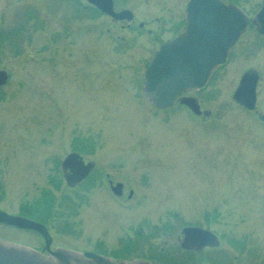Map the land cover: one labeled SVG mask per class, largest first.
<instances>
[{"label": "rangeland", "instance_id": "1", "mask_svg": "<svg viewBox=\"0 0 264 264\" xmlns=\"http://www.w3.org/2000/svg\"><path fill=\"white\" fill-rule=\"evenodd\" d=\"M188 1L115 0L117 11H133L131 25L86 12V0L4 1L19 25L20 54L0 62L10 74L0 89V209L21 214L45 189L70 196L63 220L49 227L52 249L96 251L102 238L112 250L144 223L173 220L177 232L151 243L175 246L182 224L207 213L224 243L245 239L264 260V40L249 29L205 89L187 93L210 112L204 119L180 104L158 110L143 94L147 64L176 34ZM232 1L255 13L263 0ZM251 68L260 73L252 112L233 100ZM74 149L126 180L133 198L124 204L104 191L68 188L60 164ZM52 176L63 179L62 189ZM0 239L45 244L35 231L2 224Z\"/></svg>", "mask_w": 264, "mask_h": 264}, {"label": "water", "instance_id": "2", "mask_svg": "<svg viewBox=\"0 0 264 264\" xmlns=\"http://www.w3.org/2000/svg\"><path fill=\"white\" fill-rule=\"evenodd\" d=\"M86 1L117 21L134 19V13L130 9L116 11L114 0ZM187 11L188 24L185 32L161 45L144 74L143 91L160 109L173 106L175 99L188 89H202L210 80L215 67L227 61L229 50L250 23L248 14L241 7L227 5L221 0H190ZM254 23L264 35V4ZM8 79L7 71L0 70V87ZM259 80L257 70H247L233 94L234 100L248 110H255ZM180 101L195 114H202L197 98L182 96ZM260 119L264 122V114H260ZM94 166L93 162L85 163L78 152L70 153L62 162L67 184L76 186L88 177ZM121 187L122 184L114 187L116 194H121L118 191ZM0 223L36 231L45 240L44 248L39 251L0 239V264H131L123 259L114 260L94 252L81 253L63 247L53 250V238L47 226L26 216L12 215L0 209ZM183 234L181 245L184 248L198 249L220 244L215 233L201 227H186ZM195 239L199 243H195Z\"/></svg>", "mask_w": 264, "mask_h": 264}, {"label": "flooded vegetation", "instance_id": "3", "mask_svg": "<svg viewBox=\"0 0 264 264\" xmlns=\"http://www.w3.org/2000/svg\"><path fill=\"white\" fill-rule=\"evenodd\" d=\"M4 1L6 0H0V62H2L3 57H5V55H8L9 52H11L12 55L14 56H18L20 54L19 25L18 23L13 22L9 18L10 12L12 10L10 9L11 6H9L11 2L9 1L10 3L9 2L5 3ZM223 2L225 1L223 0ZM225 3L230 4L234 2L232 0H228V2H225ZM263 3H264V0L262 1V4L260 5L259 9L255 13H250L244 8L250 17V24L247 27V29L242 33L239 40L231 48L229 57L231 55L232 50L242 40L243 35L247 33L249 29H254L257 31V27L255 23L253 22V20L256 14L258 13V11L260 10V8L262 7ZM235 4L239 5L238 3H235ZM7 10H9V13H6L8 12ZM11 17L14 20L12 15ZM132 22H128L127 24L131 25L130 23ZM139 26L143 27L144 23L140 22ZM186 26H187V6H186V15L184 19L181 20L180 24L179 23L177 24V27L175 28L176 34L170 39H173L177 35L184 32V30L186 29ZM255 45H256V42L254 41L251 44V49L255 47ZM0 69H3V68H0ZM6 71L9 74V71L8 70ZM9 79H10V74H9ZM188 92L189 91H185L183 95H187ZM149 102L153 106L151 101ZM175 104H180V98H177L175 100ZM204 117L205 116L203 115L200 116V118L202 119H204ZM93 161L95 162V167L93 171L91 172V174L89 175V177L92 175L91 179H89L88 177L87 179L82 181L79 185H77L75 188H79L82 192V195L87 194L94 190L104 191L108 193L110 198H113V200H115V196H117L118 198L122 200L121 201L122 203L127 204L128 201L131 200L135 194L134 193L135 191L131 187V185H129L126 180L123 181L121 180L122 178L120 179L115 174H112V172H109L105 167H102L99 164V162H97L96 160H93ZM118 184H122V187L120 189L118 188V191H121L120 195H116V191H114V187L117 186ZM98 198L99 197L97 196V199ZM177 216L174 215L173 217L177 220L179 218V215ZM211 222H214V220L210 218L207 213H205L203 220H198L195 222H188L186 225L182 227L181 229L182 233L180 235H177V243L175 246L170 245L165 248V247L149 245L145 243L143 246L144 252L141 253L140 256H134V258L131 259V261H128V259L127 261L131 262V264H264L263 258L261 257V255H259L260 253H257L253 249L254 248L253 245L248 246L245 239L239 240L237 238L228 236L227 242L224 243V237H223L224 235L222 236L221 233L213 229ZM174 223H176L175 220L163 222L161 227H157L161 229V232L159 234L155 230L156 229L155 227L151 228V226H148L147 223H144L142 225V228L144 231L141 230L142 232L140 231L139 232L143 234L145 237L148 235V233H150L151 239L153 240L155 237L160 236L162 232L163 233L165 232L162 230V228L169 227L168 230L166 231H169L168 235L172 236L175 232H177V229H178V227ZM186 226H199L205 229L212 230L213 232L218 234L220 238V245L218 247L203 246L198 249L184 248L181 245V242L184 238L183 229ZM155 232L157 235L154 234ZM131 239L132 237L126 236L123 238V240H121V242H119V244H117L116 249L108 250L107 248L108 245L106 241L105 242L101 241L102 238H98L96 239V243L99 241L102 242L100 246L101 248H97L95 252L101 255H105V256H113L116 260H119L121 259V257H116L112 254L118 253L121 250L126 251L127 249L126 244H129L131 242ZM194 241L195 243H199L197 239H195ZM222 246H223V249H221ZM218 248H220L221 250H218ZM230 248H234L236 249V251L230 250ZM179 251L182 252V255L179 254Z\"/></svg>", "mask_w": 264, "mask_h": 264}, {"label": "trees", "instance_id": "4", "mask_svg": "<svg viewBox=\"0 0 264 264\" xmlns=\"http://www.w3.org/2000/svg\"><path fill=\"white\" fill-rule=\"evenodd\" d=\"M86 12H93L92 14H102L100 11H98L96 8L86 5L85 7ZM81 151V149H76ZM82 152V151H81ZM58 165V164H57ZM52 184L55 186L56 189L60 190L63 179L59 176H52L51 178ZM70 196H64L62 199H58L56 194L52 189H45L42 191L40 197L36 199L31 204H25L20 212L22 215L29 216L31 218H34L36 220H39L45 224H47L50 227L55 226L56 224L60 223L64 218V209L65 207V198ZM72 207V206H69ZM68 207V208H69ZM66 229L70 230V224H66ZM157 232H161L160 228L155 227ZM169 227L162 228L163 231L168 230ZM71 231V230H70ZM152 234V233H151ZM137 238L131 239V242L129 244H126V251L121 250L118 253H114L113 255L116 257H122V258H132L134 256H140L141 253L144 252V244L147 242V244H150V233L145 237L144 235L139 234V232H136ZM154 235V234H153Z\"/></svg>", "mask_w": 264, "mask_h": 264}]
</instances>
